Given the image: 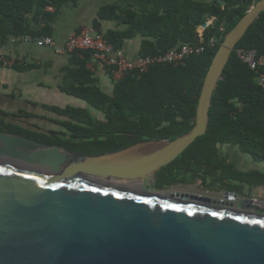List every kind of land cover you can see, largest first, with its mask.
<instances>
[{
	"label": "water",
	"instance_id": "1",
	"mask_svg": "<svg viewBox=\"0 0 264 264\" xmlns=\"http://www.w3.org/2000/svg\"><path fill=\"white\" fill-rule=\"evenodd\" d=\"M263 12L261 0L225 36L195 125L173 141L86 156L0 132V264H264V201L240 209L154 186L207 133L224 70Z\"/></svg>",
	"mask_w": 264,
	"mask_h": 264
},
{
	"label": "trees",
	"instance_id": "2",
	"mask_svg": "<svg viewBox=\"0 0 264 264\" xmlns=\"http://www.w3.org/2000/svg\"><path fill=\"white\" fill-rule=\"evenodd\" d=\"M78 1L1 0L0 14L12 17L18 12L22 18L36 8L51 20L66 4ZM119 1L127 8L110 5L101 12L102 19L117 20L127 26L123 32L104 36L115 50H121L126 40L140 35L144 39L143 58L163 56L182 44H203L205 51L191 56L182 65L156 64L148 73L129 74L116 81L112 96L94 85L96 81L83 69L80 75L85 77L81 76L79 86L68 94L102 111L106 116L103 122L86 109L44 106L56 116L49 121L58 129L45 131L39 125L26 127L17 123L18 118L42 119L30 113H0L4 117L0 132L86 156L115 153L146 141H173L189 133L196 122L206 74L225 36L261 0H223L225 6L219 0ZM48 7L54 8V14L45 13ZM212 18L218 20L217 25L206 29L201 38L197 29ZM23 32V28L16 30L19 35ZM246 32L214 92L207 133L157 173L155 187L202 183L222 189L229 184L236 186L237 182L243 188L264 187V172H241L221 155V147L231 146L249 155L253 162L264 164V90L258 84V73H264V68L253 71L237 56L239 49L264 56V12ZM2 37L0 31V49L4 44ZM211 38L217 40L213 48L209 46Z\"/></svg>",
	"mask_w": 264,
	"mask_h": 264
},
{
	"label": "crops",
	"instance_id": "3",
	"mask_svg": "<svg viewBox=\"0 0 264 264\" xmlns=\"http://www.w3.org/2000/svg\"><path fill=\"white\" fill-rule=\"evenodd\" d=\"M110 5L127 8L119 0H79L76 4H66L51 20L38 13L36 8L22 18H19L18 12L12 17L0 14V31L4 35L1 49L15 62L12 66L0 65V113L26 112L42 117V119L18 118L17 123L26 127L39 125L45 131L57 127L49 121L56 116L46 111L44 106L82 108L89 110L98 121H105L106 116L102 111L68 94V91L79 86L81 76L85 77L83 74L80 75L83 69L89 71L96 81L94 85L109 96L114 93L116 80L92 54L80 52L62 54L58 53V49L71 35L79 33L83 28L94 29L104 36L109 32L125 31L127 26L122 22L102 19V10ZM45 11L46 14H54L55 10L53 7H48ZM217 22L216 18L209 19L206 23L207 28L197 29L199 36L202 38L205 30L214 28ZM17 26L19 28L16 29ZM21 28L24 29V34L19 35L16 30ZM17 36L52 37L56 45L39 48L34 43L25 41L10 42ZM143 42L142 36L138 35L126 40L121 51L129 58L138 59L141 57ZM3 119L0 114V121ZM251 163L253 164V161ZM248 168L250 169L246 164L245 169ZM259 172H264V164Z\"/></svg>",
	"mask_w": 264,
	"mask_h": 264
},
{
	"label": "built area",
	"instance_id": "4",
	"mask_svg": "<svg viewBox=\"0 0 264 264\" xmlns=\"http://www.w3.org/2000/svg\"><path fill=\"white\" fill-rule=\"evenodd\" d=\"M51 9V8H50ZM17 41H25L27 43H34L39 48L55 47L56 43L52 37H38L31 36H17L10 40L15 43ZM217 43L216 38H211L209 46L215 47ZM205 51V46H192L190 44L182 45L179 48L172 49L163 56L140 57L132 59L127 57L121 50H115L114 47L107 42L104 35L97 33L94 29L83 28L79 33L71 35L65 44L58 49V53L73 54V53H90L97 61H100L116 81L123 79L131 74H145L148 73L152 66L156 64H171L174 66L182 65L191 56L202 54ZM237 56L244 63L256 72L264 68V56L257 57L256 51H246L239 49ZM14 60L6 56L2 49H0V65L12 66ZM258 84L264 90V73H258Z\"/></svg>",
	"mask_w": 264,
	"mask_h": 264
},
{
	"label": "rangeland",
	"instance_id": "5",
	"mask_svg": "<svg viewBox=\"0 0 264 264\" xmlns=\"http://www.w3.org/2000/svg\"><path fill=\"white\" fill-rule=\"evenodd\" d=\"M221 155L225 161H228L229 163L234 162L236 164V168L241 172H248L251 170L259 171L263 165L262 163H256V162H253L252 164L251 162L253 160L249 155L246 154L243 155L242 153L239 152L237 148L231 146L221 147ZM246 164H248L250 169L249 168L247 170L245 169ZM244 188H245L246 198L264 201V187H251V190L249 189L248 186ZM173 190L174 192L181 194H189V195L202 194V190L199 188V183L186 184V185L181 184L176 186V188ZM210 191L211 192L203 193V195L218 198L220 197L219 194H222L221 188L217 185L212 186Z\"/></svg>",
	"mask_w": 264,
	"mask_h": 264
},
{
	"label": "flooded vegetation",
	"instance_id": "6",
	"mask_svg": "<svg viewBox=\"0 0 264 264\" xmlns=\"http://www.w3.org/2000/svg\"><path fill=\"white\" fill-rule=\"evenodd\" d=\"M232 165H234V167H236V164L233 162H230ZM211 187L208 184H201L199 183V188L202 190V194H198L200 197H202L203 199H206L207 201H209V203L211 205H214L216 202H228V203H234L236 205H238V208L240 209H246L245 207H247V205L251 204V202H255L257 199H250V198H246L245 197V188L241 187V183L237 182L236 186H232L231 184H229L227 187L222 188V194H219L220 197L215 198V197H209V196H205L203 195V193L206 192H211ZM221 187V186H219ZM251 190V188H249ZM213 193V192H212ZM230 195L233 194L235 196H237L236 198L234 197L233 199H225L226 195ZM198 195H191V197H197ZM228 208H232L230 206H228Z\"/></svg>",
	"mask_w": 264,
	"mask_h": 264
}]
</instances>
